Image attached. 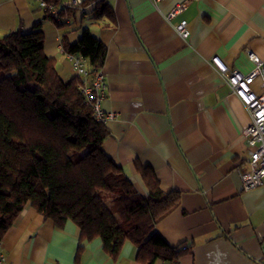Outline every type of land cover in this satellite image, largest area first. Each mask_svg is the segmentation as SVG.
<instances>
[{
    "label": "crops",
    "instance_id": "obj_1",
    "mask_svg": "<svg viewBox=\"0 0 264 264\" xmlns=\"http://www.w3.org/2000/svg\"><path fill=\"white\" fill-rule=\"evenodd\" d=\"M180 1L107 0L114 21L76 14L59 24L39 0H0V33L40 24L45 52L70 80L77 72L62 38L75 43L89 27L107 47L106 154L141 194L148 188L136 162L153 170L164 192L181 193L156 223L171 246L189 247L176 264H264V187L245 190L238 172L248 167L242 132L250 114L210 62L218 54L247 72L248 49L264 58V0H187L167 19ZM182 18L188 38L174 26ZM80 232L71 219L58 226L28 203L0 240V264H76L80 244V264H140L131 240L113 259L100 237L81 242Z\"/></svg>",
    "mask_w": 264,
    "mask_h": 264
},
{
    "label": "trees",
    "instance_id": "obj_2",
    "mask_svg": "<svg viewBox=\"0 0 264 264\" xmlns=\"http://www.w3.org/2000/svg\"><path fill=\"white\" fill-rule=\"evenodd\" d=\"M83 2L86 11L65 7L58 14L114 21L107 0ZM62 44L84 56L91 73L105 62L107 47L87 26L77 42L64 35ZM44 45L40 24L29 32L0 33V240L30 203L58 226L74 221L81 242L100 237L113 259L129 239L140 264L178 261L189 247L171 246L156 223L179 204L180 191L164 192L153 170L136 162L148 193L138 191L104 150L110 130L83 91L91 78L64 80ZM82 249L80 244L76 264Z\"/></svg>",
    "mask_w": 264,
    "mask_h": 264
},
{
    "label": "built area",
    "instance_id": "obj_3",
    "mask_svg": "<svg viewBox=\"0 0 264 264\" xmlns=\"http://www.w3.org/2000/svg\"><path fill=\"white\" fill-rule=\"evenodd\" d=\"M84 0H60L56 5L45 0H39V4L45 9L46 13L54 18L57 22L67 20L58 14L59 9L73 7L86 11L87 6ZM158 3L161 0H152ZM187 6V0L176 3L166 14V18L171 20L184 11ZM176 31L183 38H188L190 29L188 20L180 19L174 25ZM247 55L253 62V68L250 71H243L239 68H231L218 54L210 58V62L215 66L217 71L222 75L231 91L240 99L250 114V122L244 128L242 135L247 144V168H238L242 178L245 190H250L259 186L264 187V58L257 53L248 49ZM72 66L86 82L91 78L90 84L85 83L83 91L89 100H94V109L98 119H106V115L101 111V101L106 90L105 76L101 68L90 72L87 59L81 54L68 53ZM259 81L257 84L256 82ZM112 116V114H109ZM188 247L182 244L181 248ZM174 264L177 261L172 262Z\"/></svg>",
    "mask_w": 264,
    "mask_h": 264
}]
</instances>
